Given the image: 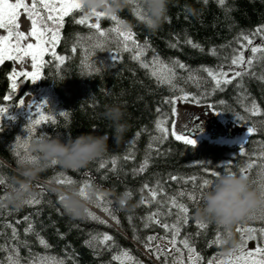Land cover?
Returning <instances> with one entry per match:
<instances>
[{
	"label": "trees",
	"instance_id": "16d2710c",
	"mask_svg": "<svg viewBox=\"0 0 264 264\" xmlns=\"http://www.w3.org/2000/svg\"><path fill=\"white\" fill-rule=\"evenodd\" d=\"M132 7L128 4L117 15L134 31L138 43L143 45L146 40L148 41L150 47L143 59L150 62L153 56H158L168 64L178 60L187 65V69H191V74L196 77L195 81L188 80V70L176 68V73L181 77L174 81L177 85L176 95L181 94L179 89L192 95L200 93L201 103H188L198 106L213 104L215 105L213 113L220 112L218 116L240 127H244L245 121L238 123L235 118L243 115L249 118L259 131L247 140L243 155L239 152L241 142L219 144L201 139L196 143V147L192 148L171 136L162 143L158 139L153 140V137L161 135L155 128V121L159 116L156 109L160 108L163 113L170 112L171 106L165 103V100L173 95L174 90L166 84L158 85L149 70L142 68L140 62L132 59L133 52H125L117 45L115 33L109 31L108 36L104 38L89 28L88 24H91L92 20H95L94 23L97 22L94 16L86 24L81 25L75 23L74 18L79 19L87 11L74 12L71 16L65 17V25L60 32L61 40L55 49L58 55H63L67 59L61 64L54 61L51 55H46L44 57L46 63L40 69L42 79L31 83L18 77V87L13 92L8 76L14 65L9 60L0 65V106H7L9 112H15L20 99L36 95L42 89H48L55 103L56 110L53 115L55 123L44 124L43 131L62 140L81 133L92 132L96 135L107 133L110 137L108 150L103 157L93 160L85 168L66 171L59 165H52L41 173L40 181L34 185V197L41 200L40 203L31 206L25 204L19 209L11 206L0 208V264H8L9 250L14 247L18 249L20 264H28L39 257H47L55 262L64 260L65 264H120L119 261H112L111 257L119 254L122 249H128L134 257L143 261V264H163V257L159 261L156 260L143 243L147 235L154 233L164 235L163 229L158 225L144 228L143 218L159 208L155 202L140 203L142 197L148 196L147 190L140 191L144 184L155 187L157 182H160L165 192L158 199L163 200L165 196L175 195L182 189L191 191L192 183H185L189 177H197V183L202 178L215 179L205 172V168L209 166L215 167L231 162L233 165L231 171L236 172L247 163L254 162V167L247 175L250 185L261 190V181L264 180L261 165H264V159L257 157L264 151V115L250 117L244 111V105L254 98L264 110V82L245 76L242 81L244 91L236 87L237 81L224 86L223 90L213 91L214 82L202 68L219 70L220 66L224 65V70H228L234 49H239L240 43H246L242 40L241 34L250 35L257 27L264 26V0H225L223 6L218 4V0H208L207 4H204L203 0H171L167 19L155 30L147 29L143 21L133 14ZM189 8L193 11L189 12ZM100 23L105 31L116 26L115 22L107 17L101 18ZM105 39L110 42L109 46L114 53H118L119 58L115 61L112 53L97 52L94 60L101 66V71H93L90 74L84 66V49ZM188 39L200 47L194 48L187 44ZM253 39L254 45L264 43L259 36ZM172 44L177 46L172 47ZM73 45L77 47L75 53L72 52ZM213 49L216 51L215 55L212 54ZM251 55L250 49L245 51L246 58ZM252 71L257 76L264 75V60L254 62ZM244 92L248 94L247 99H244ZM10 93L12 99L3 100V97ZM204 93H207L206 97ZM220 101L224 103L221 104ZM112 104L122 106L127 122V131L119 142L111 138V123L103 115L106 108ZM60 112L67 115L61 116ZM26 123L22 117H18L11 125L0 123V128L3 129L0 131V174L7 177L8 185L13 177L18 176L19 160L14 154L15 138L23 137ZM138 132L139 136L136 135ZM245 139L246 137L243 140ZM149 143H152L154 148L158 147L159 151H149ZM125 156L130 158L124 159ZM113 157L117 158L115 171H112ZM146 158L149 162L145 171H137ZM101 162L106 165L103 169L99 168ZM59 172L75 180L77 183L73 185L78 188L81 181L90 180L92 187L100 190L104 198L111 201L110 206L121 224L116 225L102 207H97L96 198L89 204L88 212L105 220L92 210L101 213L108 220L107 225L91 220L88 212L82 218H70L59 203L58 194L46 187L48 181H55L54 176ZM173 175L179 179L170 180ZM38 185L43 186L42 196ZM56 185L65 187L57 183ZM7 189L8 187L0 185V196H3ZM124 191L132 193L129 201L131 207L128 210L122 209L117 203V196ZM197 195L199 196V190ZM182 202L190 208L188 214L190 222L181 227L177 246L187 253L179 244V240L191 235L190 243L203 257L201 264H208L209 260L213 261L216 256L223 254L220 245L209 244L215 238L217 230L222 233L225 230L215 222L206 221L205 223L209 225L207 230L196 235L198 229L194 213L203 203L193 204L187 197L182 198ZM175 211L173 209V212ZM25 217L29 219L25 220ZM161 219L172 223L175 216ZM29 224H32L33 231L26 233L25 229ZM238 225L257 229L264 227V204L255 207L246 219L233 226L232 233L235 239L240 241V233L236 231ZM13 229L16 230V239L12 237ZM103 232L112 234L117 246L112 251L101 249V255L97 256L94 249L86 245L85 241L89 240L91 235ZM37 234L50 247L41 245ZM159 243L167 242L158 239L154 245ZM256 244L257 241L249 240L247 246L255 247ZM169 260L171 261V256ZM124 264L129 262L124 261Z\"/></svg>",
	"mask_w": 264,
	"mask_h": 264
},
{
	"label": "snow or ice",
	"instance_id": "6c2138e0",
	"mask_svg": "<svg viewBox=\"0 0 264 264\" xmlns=\"http://www.w3.org/2000/svg\"><path fill=\"white\" fill-rule=\"evenodd\" d=\"M204 4L208 3V0H203ZM128 4L132 5L133 14L140 20L144 21L146 13L142 7L141 0H128ZM218 4L223 6L225 0H218ZM18 10H23V12L31 20V30L26 34L23 31L17 30L19 25L16 23L17 17L19 15ZM80 11L84 12L83 6L80 0H31V3H26L25 0H15L14 3H10L9 0H0V29L6 31V35H0V65L5 61L11 60L17 63H23L26 59L30 60L32 71H16L15 69L9 74L8 79L12 82L11 89L13 92L16 91L18 87L17 78H24L29 80L31 83H36L42 79L40 69L43 68L46 63L44 57L46 55H51L54 61H59L61 64L67 59L63 55H58L56 52V46L61 40L60 32L65 25V17L71 16L74 12ZM96 18V23L88 24V27L94 29L99 37L106 38L108 32L115 33L117 36V45L122 48L125 52H133V60L140 62V66L144 69L149 70L150 75L156 79L158 85L166 84L169 85L174 93L165 103L171 106L169 113H163L160 108L156 111L159 114L155 121V128L161 134L160 137H153V140H159L161 143L163 140L168 139L169 136L174 137L175 140L181 141L186 146L196 147V140L191 135L193 124L191 126H185L186 131H177V119H173L179 116L178 104L180 102H194L201 103L200 93L192 95L185 92L183 89H179L180 95L175 94L177 85L174 83L175 80L181 79L178 76L175 69H187V65L180 63L178 60L172 61L170 64L165 63L158 56H153L152 60L149 62L143 59L146 50L150 47L148 41L146 40L143 45L138 43L136 34L130 27H125L124 21L119 19L118 15H106L102 12H97L94 9L88 10L79 19L74 18V22L77 24H86L91 17ZM109 18L114 21L116 26L105 31L102 29V24L100 23L101 18ZM167 19V18H166ZM261 37L264 40V26L257 27L254 32L250 35L241 34L242 40L246 43H240L239 49H234V55L231 57L230 65L228 70H224V65H221L219 70H213L211 68L204 67L202 71L206 72L208 77L214 82L213 91L223 90L224 86L233 84L237 81L236 87L244 91L243 78L245 76L254 77L258 80L264 82V75L257 76L255 72L252 71L254 62L264 60V43L254 45V37ZM31 38L34 42H28ZM91 39V37L89 38ZM108 40H100L93 43L90 48H85V64L84 66L89 70V73L95 71H101V66L94 60V56L97 52H109L112 53L113 60L119 58L118 53H114L109 46ZM187 44L194 48L200 47L194 44L191 39L186 41ZM172 47H176V44H172ZM251 56L246 58L245 51L249 50ZM77 47L73 45L72 52H76ZM203 51V49H201ZM212 54L215 55V49L212 50ZM59 66V65H57ZM189 72L188 80H196V77L191 74V69H187ZM231 73V75H230ZM207 93H204V97ZM248 98L247 92H244V99ZM11 93L5 97L3 100H11ZM221 104L224 101H220ZM28 107L32 109V112L26 123L25 137H16V144L14 146V154L18 157L19 161H32L35 159L31 154L28 153V145L33 138L39 139H50L46 132L43 131L42 126L48 122L55 123V119L51 115H47L46 111L50 112L51 109L47 106L46 101H40L38 103H33L30 101L25 105L24 99H20L16 104V107ZM211 111H215V105L207 104L205 105ZM9 111L7 106H0V118L5 117ZM244 111L249 114L250 117L264 115V110L258 105L256 100L253 98L249 103L244 105ZM217 112L216 114H219ZM59 115L66 116L67 113L60 112ZM8 119H13V117L8 116ZM236 121H245L244 127L246 128V139L240 144L239 152L240 154H245V148L247 146V140H249L254 134H256L259 129L251 122L249 118L243 115L237 116ZM0 131H3L0 128ZM137 136L140 135L138 132ZM149 151L155 150L159 151L158 147L154 148L152 143L148 145ZM129 156H125L124 159H129ZM257 159H264V151H261ZM148 159L146 158L144 162L140 165L137 171L143 172L148 166ZM112 171L116 170L117 158H112ZM55 165V161L53 162ZM231 162L220 165V166H209L205 168V172L209 177L216 178L218 174L230 172L236 175H244L249 178L247 173L254 167V162H249L246 165L239 168L238 171H231ZM105 163L101 162L99 168H105ZM222 169V171L218 170ZM262 175H264V165H261ZM54 179L58 185L71 186L77 183L71 177L66 176L63 172L56 173ZM170 180H178L179 178L175 175L169 178ZM197 177H189L185 183H192V190L182 189L178 193L172 196H165L163 200H159V196H163L165 189L161 186L160 182H157L155 187H150L148 184H144L140 189L141 192L147 190L148 196L142 197L140 203H157L159 208L155 212H151L148 216L144 217V228H151L152 225H158L163 229L164 235L152 234L147 235L143 243L145 248L154 255L156 260H161L163 257V264H185V257L183 250L177 246V237L181 235V227L189 224V212L190 208L184 202L182 198L187 197L189 201L193 204L203 203V195L205 193L204 189L210 190L214 184L215 179L202 178L197 183ZM7 177L0 174V185L8 187L6 183ZM255 183V181H254ZM92 182L90 180H84L80 182L79 190L82 197L87 198V189L92 188ZM41 188V196L44 193L43 186ZM197 190H199V196L197 195ZM128 195L131 196L132 193L127 191ZM261 195L264 197V180L261 181ZM59 197V195H58ZM60 198V197H59ZM97 207H102L103 211L115 222L116 225H120L121 221L115 214V211L111 208V201H108L104 196L97 192L96 195ZM41 200L36 197L29 198L25 204L34 205L40 203ZM167 209V211H164ZM173 209L176 211L173 212ZM88 212V210H86ZM88 216L91 220L97 221L100 224L107 225L106 220L100 219V217L95 214L88 212ZM175 216V220L172 223L167 222L166 219H161V217ZM28 220L29 217H25ZM131 221V217L128 218ZM19 222V221H18ZM196 226L198 231L196 235L201 234L202 231H206L209 225L205 222L196 220ZM33 231L32 224H29L25 229L26 233ZM236 231L240 233V241L238 247L228 254L227 260L217 261L216 264H264V227L259 229L255 227H240L236 228ZM228 236L231 233H227ZM39 243L44 247H50L47 242L39 237L37 234ZM225 232L222 233L217 230L215 238L210 241L209 246L212 244L220 245L224 239ZM13 239H16V230L12 231ZM139 239V237H137ZM158 239L165 240L171 247L168 249L162 248L159 244L154 242ZM249 240L257 241L256 246L253 249L247 248V243ZM192 236L186 235L183 239L179 240V244L183 246V249L187 250V264H201L203 257L197 251L195 247L192 246ZM85 244L94 249V254L101 255V249L112 251L116 248V240L112 234L108 232L96 233L91 235L90 239L85 241ZM179 253V255H175ZM169 256L172 257L171 261ZM71 258V257H69ZM55 259V258H53ZM8 264H20V257L17 248H12L9 250V256L7 257ZM112 261H119L120 264H124V261H128L129 264H143V261L134 257L128 249H122L119 254H114L111 257ZM35 264V262H32ZM56 264H65L64 260H59ZM208 264H213L212 260L208 261Z\"/></svg>",
	"mask_w": 264,
	"mask_h": 264
},
{
	"label": "clouds",
	"instance_id": "9594fccd",
	"mask_svg": "<svg viewBox=\"0 0 264 264\" xmlns=\"http://www.w3.org/2000/svg\"><path fill=\"white\" fill-rule=\"evenodd\" d=\"M83 9L95 10L106 15H117L128 6V0H80ZM146 13L143 21L149 30H155L166 20L171 0H141ZM189 12L193 9L189 8ZM127 27V25H125ZM104 118L111 123L112 136L119 142L127 131L125 112L119 104L108 106ZM95 131V130H94ZM109 135H96L92 132L81 133L66 140L57 137L50 139L33 138L28 145V153L34 160L18 161V176L12 178L8 189L0 196V208L11 206L19 209L25 202L34 197V185L41 179V173L50 166L59 165L64 170H78L85 168L90 162L103 157L108 150ZM46 187L59 195V203L70 218H82L87 214L89 204L96 198L100 190L92 187L87 189V198L80 194L77 186L58 187L54 180L48 181ZM131 197L127 191L117 196L118 205L125 210L130 209ZM264 204L261 190L250 185L244 175L225 172L218 174L210 190L203 195V204L195 209L194 218L206 222L212 221L221 225L225 236L220 246L223 254L228 255L235 250L239 241L235 239L232 228L238 222L248 217L258 205ZM227 233H231L230 236Z\"/></svg>",
	"mask_w": 264,
	"mask_h": 264
},
{
	"label": "rangeland",
	"instance_id": "374dc122",
	"mask_svg": "<svg viewBox=\"0 0 264 264\" xmlns=\"http://www.w3.org/2000/svg\"><path fill=\"white\" fill-rule=\"evenodd\" d=\"M10 3H14L15 0H9ZM26 3L30 4V0H25ZM19 15L17 17V23L19 25V31H23L26 34L31 30V20L28 16L23 12V10H18ZM92 23L95 20L91 21ZM6 31L0 29V35H6ZM28 42H34L29 38ZM11 61V60H9ZM14 65V69L16 71H32L30 60L26 59L23 63H17L15 61H11ZM12 83V82H11ZM25 101V105L32 101L33 103H38L40 101H46L47 106L51 109L50 112L46 111L47 115L53 116L55 113V103L54 99L48 89H42L36 95H28L23 98ZM178 112L179 116L175 117L177 119V131L184 132L186 131V125L191 126L194 125L192 129L191 135L198 142L201 139L208 140L210 142L219 143V144H235L240 143L246 137V128L240 127L232 121L225 120L213 113L211 110L206 108L205 106H198L188 102H180L178 104ZM32 112L31 108L28 107H18L15 112H9L5 117L0 118V123L4 124H14L18 117H22L23 119L28 120L30 114ZM8 116L13 117V119H8ZM22 136L25 137V134L22 133ZM95 213H98L101 218L106 219L101 213L96 210H92ZM108 221V220H107ZM162 248L168 249L171 246L168 243H159ZM248 249H253V245H248ZM175 255H179L176 253ZM187 256L188 253H184L185 264H187ZM153 259V258H152ZM172 259V257H171ZM228 255H218L213 259V264H216L217 261L227 260ZM154 260V259H153ZM155 261V260H154ZM35 264H56V262L47 257H39L36 260L32 261ZM32 262L28 264H32Z\"/></svg>",
	"mask_w": 264,
	"mask_h": 264
}]
</instances>
